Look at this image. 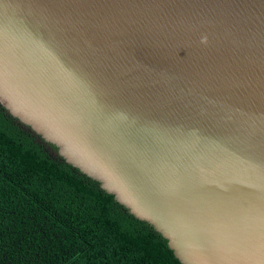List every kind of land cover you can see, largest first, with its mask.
I'll list each match as a JSON object with an SVG mask.
<instances>
[{"label": "water", "instance_id": "95a60500", "mask_svg": "<svg viewBox=\"0 0 264 264\" xmlns=\"http://www.w3.org/2000/svg\"><path fill=\"white\" fill-rule=\"evenodd\" d=\"M0 104L182 264H264V0H0Z\"/></svg>", "mask_w": 264, "mask_h": 264}, {"label": "trees", "instance_id": "16d2710c", "mask_svg": "<svg viewBox=\"0 0 264 264\" xmlns=\"http://www.w3.org/2000/svg\"><path fill=\"white\" fill-rule=\"evenodd\" d=\"M57 151L0 104V264H182Z\"/></svg>", "mask_w": 264, "mask_h": 264}]
</instances>
